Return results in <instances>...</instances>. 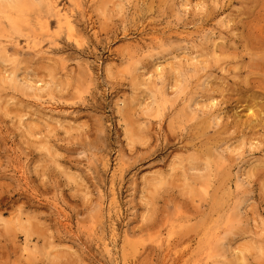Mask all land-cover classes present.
Here are the masks:
<instances>
[{"label": "rangeland", "instance_id": "rangeland-1", "mask_svg": "<svg viewBox=\"0 0 264 264\" xmlns=\"http://www.w3.org/2000/svg\"><path fill=\"white\" fill-rule=\"evenodd\" d=\"M239 250L264 264V0H0V264Z\"/></svg>", "mask_w": 264, "mask_h": 264}, {"label": "bare ground", "instance_id": "bare-ground-1", "mask_svg": "<svg viewBox=\"0 0 264 264\" xmlns=\"http://www.w3.org/2000/svg\"><path fill=\"white\" fill-rule=\"evenodd\" d=\"M52 10H53V12H54V16L56 17V21L58 22V25H60L61 27H67L68 29H69V31H71V32H73V29H74V23H73V21H72V16L71 15H69V13L66 11V9H64V8H61L59 5H52ZM215 53V52H214ZM159 66V65H158ZM160 68L162 67V66H159ZM160 68H158L157 69V67H156V70H160ZM162 70V69H161ZM161 70L159 71L160 73H161ZM163 71V70H162ZM158 72V73H159ZM14 82H16V79L14 78V80H13ZM40 89V88H39ZM164 99V98H163ZM163 102V101H162ZM212 103H214V102H212ZM215 104V103H214ZM212 106H213V104H212ZM18 219H20V218H18ZM27 221H28V219H27ZM20 222H21V219H20ZM239 248H241V247H239ZM235 250V249H234ZM238 250V249H237ZM240 251V250H239ZM236 251V252H238L237 254H236V259L238 260V262L239 261H242V263L243 264H247V261H246V259H244V258H246V254L244 255V254H242L243 252H245V251ZM61 252V251H60ZM233 253H235V251L233 252ZM57 254H59V253H57ZM233 255H235V254H233ZM245 256V257H244ZM213 257L211 256V259H212ZM209 259V258H208ZM200 262V261H199ZM233 262V261H232ZM238 262H236L237 264H242L241 262L240 263H238ZM207 263V262H206ZM223 264V263H222ZM233 264H235L234 262H233Z\"/></svg>", "mask_w": 264, "mask_h": 264}]
</instances>
